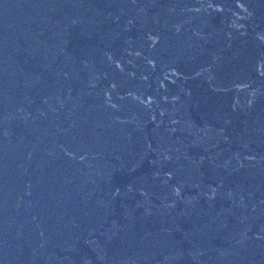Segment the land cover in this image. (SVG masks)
Masks as SVG:
<instances>
[{"label": "water", "instance_id": "95a60500", "mask_svg": "<svg viewBox=\"0 0 264 264\" xmlns=\"http://www.w3.org/2000/svg\"><path fill=\"white\" fill-rule=\"evenodd\" d=\"M0 264H264V0H0Z\"/></svg>", "mask_w": 264, "mask_h": 264}]
</instances>
